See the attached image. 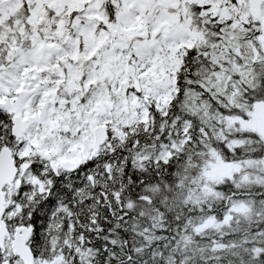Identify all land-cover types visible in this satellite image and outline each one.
<instances>
[{"label":"snow or ice","instance_id":"6c2138e0","mask_svg":"<svg viewBox=\"0 0 264 264\" xmlns=\"http://www.w3.org/2000/svg\"><path fill=\"white\" fill-rule=\"evenodd\" d=\"M0 264H264V0H0Z\"/></svg>","mask_w":264,"mask_h":264}]
</instances>
